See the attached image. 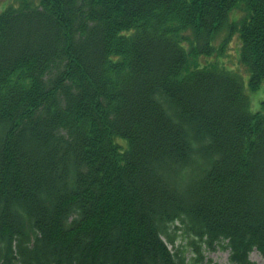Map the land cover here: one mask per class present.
<instances>
[{
	"label": "trees",
	"instance_id": "16d2710c",
	"mask_svg": "<svg viewBox=\"0 0 264 264\" xmlns=\"http://www.w3.org/2000/svg\"><path fill=\"white\" fill-rule=\"evenodd\" d=\"M224 27L256 90L264 0L0 13V264H193L168 248L179 226L195 262L264 257V114L236 74L197 61Z\"/></svg>",
	"mask_w": 264,
	"mask_h": 264
},
{
	"label": "rangeland",
	"instance_id": "374dc122",
	"mask_svg": "<svg viewBox=\"0 0 264 264\" xmlns=\"http://www.w3.org/2000/svg\"><path fill=\"white\" fill-rule=\"evenodd\" d=\"M30 2L37 4L38 0H29ZM19 5V0H0V13L3 12L7 7H17ZM239 5H242L240 3ZM245 16V11L243 6H239L232 10L229 14V23L234 22L235 20H240ZM239 34L238 33H229L227 27L222 28L217 35L215 40L212 41V46L215 49V52L210 57H201L197 59L199 64L204 65L210 63L218 66L219 68H224L227 71H231L238 76L241 81L243 91L249 99V107L252 112L260 111L264 114V80L261 81L259 88L256 90H251L249 88V76L250 72L246 66L240 61L239 54ZM178 226V224L176 223ZM176 230L177 236L175 241V249L172 251L181 250L182 255L187 259H193L194 251L189 244L185 246L187 242V237L183 234V231ZM202 249H204L202 247ZM204 260L201 264H229L228 262V251L216 250L215 252L204 251ZM251 262L255 264H264V258L257 252L253 251L249 255ZM193 261V260H192Z\"/></svg>",
	"mask_w": 264,
	"mask_h": 264
}]
</instances>
